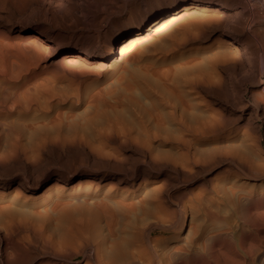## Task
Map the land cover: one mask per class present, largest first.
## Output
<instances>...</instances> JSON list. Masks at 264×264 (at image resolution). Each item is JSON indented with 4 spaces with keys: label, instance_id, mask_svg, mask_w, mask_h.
Returning <instances> with one entry per match:
<instances>
[{
    "label": "rangeland",
    "instance_id": "374dc122",
    "mask_svg": "<svg viewBox=\"0 0 264 264\" xmlns=\"http://www.w3.org/2000/svg\"><path fill=\"white\" fill-rule=\"evenodd\" d=\"M178 1L0 0V264H111L117 243L116 264H174L194 250L214 264L207 242L219 233L264 248V200L250 213L245 198L264 195L262 108L251 115L264 85V0L235 13L242 24L215 4L181 10L105 56L109 40ZM252 18L253 35L241 30ZM36 33L56 40L50 55Z\"/></svg>",
    "mask_w": 264,
    "mask_h": 264
},
{
    "label": "bare ground",
    "instance_id": "6f19581e",
    "mask_svg": "<svg viewBox=\"0 0 264 264\" xmlns=\"http://www.w3.org/2000/svg\"><path fill=\"white\" fill-rule=\"evenodd\" d=\"M44 3H51L53 1H56L58 3H61V5L65 4V2L67 0H42ZM117 1V0H116ZM127 1V0H125ZM255 1H260V0H248V3H243L242 0H181V1H178L176 3H172L170 4L166 11L165 12H161V14L153 19H151L150 17L148 19L145 20V22H140L139 24L131 27L130 29H126L124 31V37L120 39V36H121V33L120 34H117L115 37H113L111 40L108 41V43L106 45H103L107 52H106V57L107 58H110V57H115L119 52H126L129 50V48L131 47V45L138 39L140 38L141 36H143V34L148 31V30H152V29H156V27H160V26H164V24H169L171 23L172 21L176 20V18L178 17L177 14L181 11V10H187V11H184L185 14H187L188 11H190V9H194V8H197V9H207L209 8L211 5H217V7H219L220 11L223 13V14H226L228 16V22L227 24L229 25L231 22L234 21H237L238 23L242 24L243 22L237 18V14L242 11H246L248 9V6L251 5L252 7V4L255 2ZM262 1V0H261ZM70 4V3H69ZM72 6H74L72 4ZM263 6V5H261ZM250 7V8H251ZM229 8H235L237 9L235 12H232L230 13L229 12ZM156 10V9H155ZM160 10V9H159ZM195 10V9H194ZM153 11V10H152ZM151 11V12H152ZM111 12V11H110ZM197 12V11H196ZM200 12V11H199ZM252 12V11H251ZM255 12V11H254ZM189 13V12H188ZM195 13V12H194ZM220 13V12H219ZM237 13V14H235ZM190 14V13H189ZM221 14V13H220ZM243 14V13H242ZM155 15V14H154ZM252 15V13H251ZM144 16V15H143ZM181 16V15H180ZM179 16V17H180ZM221 16V15H220ZM253 16V15H252ZM223 17V16H222ZM225 18V17H223ZM257 19V18H256ZM259 19V18H258ZM143 20V19H142ZM225 20V19H224ZM211 21V20H210ZM248 21V20H247ZM258 21V20H257ZM256 21V22H257ZM225 22V21H224ZM247 23V22H246ZM239 26V25H238ZM223 27V26H222ZM226 27V26H225ZM258 27V26H257ZM231 28V27H229ZM244 28H246V32L253 35L256 30H255V27H254V20L253 18L248 21V24L247 26H244L241 30H243ZM33 29V28H32ZM239 29V27H238ZM24 30V29H23ZM121 31V30H120ZM123 31V30H122ZM96 32V31H95ZM243 31H241L242 33ZM44 33V32H43ZM244 33V32H243ZM37 38L36 39V43H37V46L39 48V50H42V51H45L47 55H50L53 50L55 49V44H56V40L55 39H50V38H47V37H43V36H40L38 35L37 33L34 34ZM231 41L233 42H236L237 45V53L238 55H240V57H243L244 60H246L249 64L252 65H256L257 64V60L255 59H252V57L249 55V51H248V44L246 41H244L242 38H239L236 34H234L233 32H230L228 33ZM255 37V36H254ZM251 40V39H250ZM138 41V40H137ZM258 41V40H257ZM251 44H252V40L250 41ZM258 43V42H257ZM118 45V49H117V46ZM86 48V47H85ZM79 49V48H78ZM250 49V48H249ZM236 51V50H235ZM75 52V53H74ZM64 55H70L71 53H73L74 55H76V57L78 58H82L84 57L83 55H90L91 56V51H87V50H76L72 47H67L65 48V50L63 51ZM103 55L102 52L98 51V52H94L93 53V56L95 57H98V56H101ZM63 57V56H62ZM66 57V56H65ZM49 59V58H48ZM83 59V58H82ZM255 69V68H254ZM257 70V69H256ZM261 72V71H260ZM252 73V81H259L260 80V76H257V74H255L254 72H251ZM252 94V93H251ZM253 96H255L256 98V101H257V105L255 106V109L254 107L251 108V115L252 114H257V112L261 111V108H262V112H261V115L264 119V85H262V88L261 89H258L256 91H253ZM255 101V100H254ZM255 101V102H256ZM243 105V104H242ZM241 105V106H242ZM246 105V104H245ZM261 107V108H260ZM250 115V114H249ZM255 116V115H254ZM261 117V116H260ZM249 118V117H248ZM19 148V147H18ZM2 149V148H1ZM13 149V148H12ZM4 150V149H3ZM22 150V149H21ZM16 153V152H14ZM15 156V155H14ZM17 157V156H16ZM1 158V157H0ZM13 158V157H12ZM19 158V157H18ZM23 158V157H22ZM10 159V158H8ZM20 159V158H19ZM11 160V159H10ZM2 161L4 162L3 158H2ZM20 164V163H19ZM4 166V165H3ZM15 166V165H14ZM23 166V165H22ZM6 167V166H5ZM25 167V166H24ZM2 168V167H1ZM258 169V168H256ZM12 170V168H11ZM257 171V170H256ZM4 172V171H3ZM247 174V173H246ZM5 178V177H4ZM23 178V177H22ZM255 179V178H254ZM23 180V179H22ZM27 180V178H26ZM88 178L86 176H81L79 178V182L83 183L84 181H87ZM163 180V179H162ZM27 182V181H26ZM56 182V181H55ZM91 182V181H90ZM29 183V182H28ZM164 183V182H163ZM79 184V183H78ZM28 184L23 182V181H18V186L19 187H25L27 186ZM17 188V187H16ZM16 191V190H15ZM20 191V190H19ZM254 191V190H253ZM237 193V192H236ZM239 193V191H238ZM260 193V192H259ZM248 194V193H247ZM246 194V195H247ZM239 198V197H238ZM246 198V201L248 202L247 204V211L251 213V209H252V204L255 205V207H258L260 204H261V201L264 200V195H260V194H255L254 196H250L249 197H245ZM263 205V204H262ZM217 210V209H216ZM215 211V210H214ZM222 211V210H221ZM216 212V211H215ZM260 212V211H258ZM256 212L258 215H264L263 212H262V209H261V213H258ZM215 213H213L214 215ZM217 215V213H216ZM214 215V216H216ZM217 217V216H216ZM246 218L247 216H245L244 218V221L246 222ZM262 218V217H261ZM235 219V217H234ZM174 221V220H173ZM242 221V220H241ZM230 223V222H229ZM227 223V224H229ZM231 224V223H230ZM176 225H178L176 223ZM157 226V225H156ZM169 226V225H168ZM168 226H160L162 229H166L168 228ZM173 226V225H172ZM229 226V225H228ZM244 227V226H243ZM177 228V227H176ZM218 228V227H217ZM223 228H226V227H223ZM231 228V227H230ZM230 228L228 227V229L230 230ZM237 228V227H236ZM154 229L155 227L153 225H148L146 228H145V236L147 238V242L149 244V246L151 245V242L153 239L152 238V235L154 233ZM222 229V228H221ZM220 229V230H221ZM227 229V228H226ZM225 229V230H226ZM216 230V229H215ZM213 230V231H215ZM224 230V229H223ZM264 230V229H263ZM217 231V230H216ZM215 231V232H216ZM142 232V231H141ZM113 233V232H112ZM115 233V232H114ZM113 233V234H114ZM117 233V232H116ZM36 234V233H35ZM112 235V234H111ZM122 236V235H121ZM3 237V236H2ZM5 237V236H4ZM37 237V235H36ZM113 237V235H112ZM6 238H8L6 236ZM23 238V237H22ZM145 238V239H146ZM9 240V239H8ZM122 240V239H121ZM145 241V240H144ZM188 241V240H187ZM254 241V240H253ZM9 242V241H7ZM122 242V241H121ZM204 242V241H203ZM183 243V242H182ZM181 243V244H182ZM189 243V242H188ZM198 243V242H197ZM196 243V244H197ZM206 243V242H205ZM248 243V242H247ZM4 244V243H3ZM5 244L7 245L8 243L5 242ZM53 244V243H51ZM123 244V243H122ZM178 243H176V246H177ZM180 244V243H179ZM184 244V243H183ZM140 245V244H139ZM190 245V244H189ZM9 246V245H7ZM85 246V245H84ZM117 248L119 250H117V256H113L114 258L112 259L111 264H116L115 261L117 260V257H124V250H121V245L119 243H117ZM123 246V245H122ZM184 246V245H183ZM181 246V247H183ZM185 246H186V241H185ZM184 246V247H185ZM207 246L209 248L208 251H210L211 255H213L215 258H216V261L214 264H261L262 263V260L264 259V248L260 245V244H256V243H250L248 246H246V244H240L239 245V249L236 248V246L231 242V240H229V238L222 234V233H219L218 235H216L214 237L213 240L207 242ZM11 247V246H10ZM44 247V245H43ZM46 247H47V244H46ZM94 247V246H93ZM146 247V246H144ZM183 247V248H184ZM188 247V246H187ZM192 247V246H191ZM9 248V247H8ZM13 248V247H12ZM52 248V247H51ZM177 248V247H176ZM182 248V249H183ZM195 248V247H194ZM193 248V249H194ZM49 249V248H47ZM46 249V250H47ZM53 249V248H52ZM51 249V250H52ZM126 249V248H125ZM142 250L140 251L139 250V257L142 256V254L144 252H146V254L143 256H146L147 253H149V247L145 248L143 250V246L141 248ZM186 249V247H185ZM14 250V249H12ZM26 250V249H24ZM28 250V249H27ZM54 250V249H53ZM190 250V249H189ZM18 251V250H16ZM20 251V250H19ZM29 251V250H28ZM101 251V250H100ZM127 251V250H126ZM125 251V252H126ZM136 251L138 252V249H136ZM135 251V252H136ZM152 251V250H151ZM21 252V251H20ZM26 252V251H25ZM82 252V251H81ZM95 252V251H94ZM98 252V251H96ZM134 252V251H133ZM169 252V250L167 251ZM173 252V251H172ZM183 252V251H182ZM204 252V253H203ZM201 252L200 250H194V251H190V252H184L185 254H182V256H180L176 263L174 264H199L200 262L206 264V262H204L207 257L205 255V251ZM16 253V252H15ZM19 253V252H18ZM30 253V252H29ZM28 253V255H29ZM52 253V252H51ZM88 253H92V250L88 251ZM99 253V252H98ZM20 254V253H19ZM54 254V253H53ZM101 254V253H100ZM110 254V253H108ZM132 254V253H131ZM129 254V255H131ZM173 254V253H172ZM175 254V253H174ZM179 254V253H178ZM24 255V254H23ZM93 255V254H92ZM114 255V254H113ZM150 255V254H149ZM169 255V254H168ZM17 255H14L15 258H18L16 257ZM26 256V255H25ZM30 256V255H29ZM74 256V254H73ZM91 256V255H90ZM137 256V255H136ZM223 256H225L223 259H221ZM23 257V256H22ZM21 257V258H22ZM27 257V256H26ZM112 257V256H111ZM149 257V256H148ZM168 257V256H167ZM166 257V258H167ZM20 258V257H19ZM24 258V257H23ZM22 258V259H23ZM31 258V257H30ZM103 258V257H102ZM147 258V256H146ZM170 258V257H168ZM172 258V257H171ZM26 259V258H24ZM105 259V257H104ZM121 259V258H120ZM141 259V257H140ZM159 259V258H158ZM174 259V258H173ZM3 260V259H2ZM8 260V259H7ZM6 260V261H7ZM20 260V259H19ZM149 260V259H147ZM151 260V259H150ZM153 260V259H152ZM9 263H10V259L8 260ZM17 261V260H16ZM27 261V259H26ZM155 261V260H154ZM164 261V260H163ZM12 262V261H11ZM23 261L21 260V263ZM104 262V261H103ZM145 262V261H144ZM4 263V262H3ZM6 263V262H5ZM14 263V261H13ZM26 263V262H25ZM106 263V262H105ZM147 263V262H146ZM24 264V263H22ZM99 264V263H97ZM122 264H143L140 260H137L135 257H133V259H129L125 262H123ZM149 264V263H148ZM167 264V263H166ZM208 264V263H207Z\"/></svg>",
    "mask_w": 264,
    "mask_h": 264
}]
</instances>
